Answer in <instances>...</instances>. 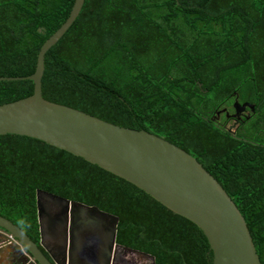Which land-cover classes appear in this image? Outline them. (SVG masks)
<instances>
[{"label":"trees","instance_id":"1","mask_svg":"<svg viewBox=\"0 0 264 264\" xmlns=\"http://www.w3.org/2000/svg\"><path fill=\"white\" fill-rule=\"evenodd\" d=\"M73 3L0 0V77L34 72ZM32 93L28 80L0 81V105ZM42 96L190 154L233 200L264 264V0H85L45 55ZM237 101L254 113L232 133L215 117ZM38 191L115 216V243L152 264H212L202 232L132 184L38 140L0 136V216L35 243Z\"/></svg>","mask_w":264,"mask_h":264},{"label":"water","instance_id":"2","mask_svg":"<svg viewBox=\"0 0 264 264\" xmlns=\"http://www.w3.org/2000/svg\"><path fill=\"white\" fill-rule=\"evenodd\" d=\"M84 1L74 0L66 21L41 46L31 75L0 77L2 82L28 80L33 84L31 96L0 105V136L38 140L132 184L195 225L207 240L212 264H261L235 203L190 154L144 130L120 127L43 98L45 55L75 22ZM246 107L254 109L235 102V116ZM36 204L41 242L44 234L56 238L63 233L69 248L80 250L90 241L91 264H110L116 249L134 252L115 243V216L39 191ZM53 208L58 211L53 213ZM59 224L65 228H58ZM0 230L9 240H16L36 264H51L19 227L1 216ZM97 254L103 263L97 261Z\"/></svg>","mask_w":264,"mask_h":264},{"label":"flooded vegetation","instance_id":"3","mask_svg":"<svg viewBox=\"0 0 264 264\" xmlns=\"http://www.w3.org/2000/svg\"><path fill=\"white\" fill-rule=\"evenodd\" d=\"M235 103V102H234ZM234 103L231 105V108H222L216 112V121L223 123L224 128L229 132L236 133V130L242 125L244 119H248L253 111L248 107L245 110L239 111L236 114L234 109ZM238 103V101H237ZM239 105H244L248 103H238ZM254 107V106H253ZM230 109V110H229ZM223 116L221 119L220 117ZM235 116V117H234ZM58 211L56 208H53L52 212L55 213ZM82 216H85V213H82ZM58 228L63 229L65 226H58ZM67 234L62 233L60 237L53 238L44 234L43 240L41 238L35 243L42 253V255L51 263V264H91V257L87 255L89 246L92 244L90 241H85L83 248L80 250H71L67 245L66 236ZM119 249L113 251L111 256L110 264H130L128 261H125L122 257V254L118 253ZM124 251V250H123ZM97 261L103 263V258L101 254L95 256ZM0 264H36L35 261L30 257V255L19 246L16 240H9L7 234L0 230Z\"/></svg>","mask_w":264,"mask_h":264},{"label":"rangeland","instance_id":"4","mask_svg":"<svg viewBox=\"0 0 264 264\" xmlns=\"http://www.w3.org/2000/svg\"><path fill=\"white\" fill-rule=\"evenodd\" d=\"M119 254H122V257L125 261H128L130 264H152V260L149 257L143 256L130 251H123L119 249L117 251Z\"/></svg>","mask_w":264,"mask_h":264}]
</instances>
